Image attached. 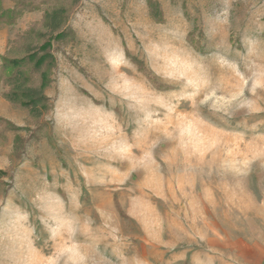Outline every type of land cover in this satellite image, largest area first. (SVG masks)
<instances>
[{
	"label": "rangeland",
	"instance_id": "obj_1",
	"mask_svg": "<svg viewBox=\"0 0 264 264\" xmlns=\"http://www.w3.org/2000/svg\"><path fill=\"white\" fill-rule=\"evenodd\" d=\"M62 1L40 115L0 80V264H264V0Z\"/></svg>",
	"mask_w": 264,
	"mask_h": 264
},
{
	"label": "trees",
	"instance_id": "obj_2",
	"mask_svg": "<svg viewBox=\"0 0 264 264\" xmlns=\"http://www.w3.org/2000/svg\"><path fill=\"white\" fill-rule=\"evenodd\" d=\"M79 0H66L75 5ZM14 7L2 10L1 22L14 24L16 17L25 9L33 10L43 8L41 22L45 31H36L38 42L32 41L22 44V53L17 56L2 55L0 80L9 86V92L4 96L11 102L20 103L33 115H40L39 108H44L47 97L43 94V88L48 85V71L53 66L51 51L52 41H62L70 34L66 25L67 5L62 0H15ZM151 15L160 17L158 3L150 2Z\"/></svg>",
	"mask_w": 264,
	"mask_h": 264
},
{
	"label": "crops",
	"instance_id": "obj_3",
	"mask_svg": "<svg viewBox=\"0 0 264 264\" xmlns=\"http://www.w3.org/2000/svg\"><path fill=\"white\" fill-rule=\"evenodd\" d=\"M4 6H10L9 3L5 2L4 1ZM3 28V27H1ZM0 28V54H2V49L3 47L5 46V43L7 42V38H6V31H5V28L1 29ZM8 103L6 101H4V98H1L0 97V117H5L7 116L6 112H7V108H8ZM6 138L7 140L2 144L4 145L3 147L7 146L9 143L8 140L10 139V143H11V139H12V136H11V133L10 132H6Z\"/></svg>",
	"mask_w": 264,
	"mask_h": 264
}]
</instances>
